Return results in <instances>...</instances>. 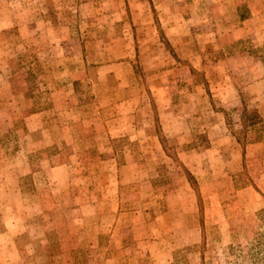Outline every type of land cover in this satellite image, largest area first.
<instances>
[{
    "label": "rangeland",
    "instance_id": "obj_1",
    "mask_svg": "<svg viewBox=\"0 0 264 264\" xmlns=\"http://www.w3.org/2000/svg\"><path fill=\"white\" fill-rule=\"evenodd\" d=\"M0 264H264V0H0Z\"/></svg>",
    "mask_w": 264,
    "mask_h": 264
}]
</instances>
